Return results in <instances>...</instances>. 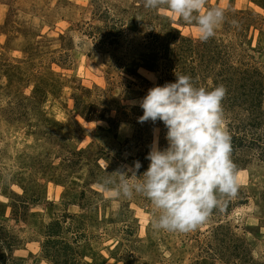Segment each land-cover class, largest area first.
<instances>
[{
    "label": "rangeland",
    "instance_id": "1",
    "mask_svg": "<svg viewBox=\"0 0 264 264\" xmlns=\"http://www.w3.org/2000/svg\"><path fill=\"white\" fill-rule=\"evenodd\" d=\"M143 5L0 0V264H264V0H207L225 13L207 45ZM175 73L224 85L238 135V194L187 233L153 230L146 198L97 187L107 165L139 161L142 175L154 137L167 147L129 102Z\"/></svg>",
    "mask_w": 264,
    "mask_h": 264
},
{
    "label": "clouds",
    "instance_id": "2",
    "mask_svg": "<svg viewBox=\"0 0 264 264\" xmlns=\"http://www.w3.org/2000/svg\"><path fill=\"white\" fill-rule=\"evenodd\" d=\"M207 0H144V7L166 10L196 28L207 42L225 20L220 8H205ZM201 9H205L200 14ZM235 23V21H233ZM175 82L153 86L139 100V123L162 122L167 147L154 137L145 157L150 163L139 177V161L107 173L97 187L109 199L146 198L152 206L153 230L187 233L207 222L213 211L238 194L237 167L222 101L227 89L197 87L189 75L175 73ZM123 127V125H122ZM118 177V181L112 177Z\"/></svg>",
    "mask_w": 264,
    "mask_h": 264
},
{
    "label": "trees",
    "instance_id": "3",
    "mask_svg": "<svg viewBox=\"0 0 264 264\" xmlns=\"http://www.w3.org/2000/svg\"><path fill=\"white\" fill-rule=\"evenodd\" d=\"M208 42V41H207ZM207 42H203L204 44H206L207 45ZM242 71V70H241ZM241 71H237V76H231L228 80L229 81H232V79L234 80V83H236L237 81H240L241 79H243L244 77H241V76H239L241 73H243V72H241ZM245 72V71H244ZM232 75V74H231ZM237 137H238V135H236L235 133H233L232 135H231V138H232V140H231V142L233 143V142H235L236 140H237ZM233 146V145H232ZM11 243V241H6L5 242V245L7 246V248H9L10 246H8V245H11L10 244ZM54 253H55V256L56 255H58V253H56L55 251H54ZM54 259L56 260L57 258L56 257H54ZM11 264H13V262L11 263Z\"/></svg>",
    "mask_w": 264,
    "mask_h": 264
}]
</instances>
